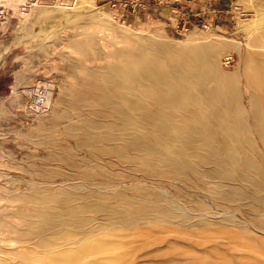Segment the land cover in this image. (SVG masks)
Instances as JSON below:
<instances>
[{
    "label": "rangeland",
    "instance_id": "rangeland-1",
    "mask_svg": "<svg viewBox=\"0 0 264 264\" xmlns=\"http://www.w3.org/2000/svg\"><path fill=\"white\" fill-rule=\"evenodd\" d=\"M0 11V21L4 16L11 18L9 31L0 36V264L31 261L41 249L38 236L28 231L26 217L37 208L28 197L79 184L105 196L158 195L181 204L191 224H177L175 229L191 232V237L198 240L208 237V249L214 243L226 246L228 237L237 231L256 235V239L246 238L247 241L264 246L260 241L264 231H258L264 228V221L237 203L216 197L180 176L159 168L147 169L117 153L103 151L97 143H90L69 129L72 123L81 124L87 118L110 122L106 112H98L87 101V83L92 72L123 62L121 51L144 50L151 43L163 44L174 52L177 48L209 52L212 46L216 48L215 55L211 53L215 59L213 67L218 76L235 82L250 137L264 162L253 101L259 98V90L252 86L248 72V56L254 54L261 60L264 55V0H236L234 13L226 21L194 26L181 25L167 9L158 7L149 13L140 0H0ZM170 62L180 66V56L172 54ZM215 83L207 80L209 86ZM110 206V211L119 210L120 203ZM130 210L137 211L133 207ZM198 214L210 222L200 217L207 224L201 225ZM96 215L95 224L106 221L104 214ZM152 227L150 235L142 229L129 232L132 228L124 227V231L117 227L110 238L122 234L129 238L133 232L138 235V249L129 264L195 262L186 253L190 241L177 232L166 231L162 225ZM156 233L163 235L161 242L166 240L161 246L155 240L147 243L149 236ZM206 247L196 245L193 257L204 256ZM259 254L250 253L252 258L264 262V254Z\"/></svg>",
    "mask_w": 264,
    "mask_h": 264
},
{
    "label": "bare ground",
    "instance_id": "bare-ground-1",
    "mask_svg": "<svg viewBox=\"0 0 264 264\" xmlns=\"http://www.w3.org/2000/svg\"><path fill=\"white\" fill-rule=\"evenodd\" d=\"M211 47L209 52L181 48L174 52L163 44L151 43L144 50L121 51L125 58L123 62L92 72L87 83V101L98 112H106L110 122L87 118L81 124L72 123L69 129L77 136L88 138L90 143H97L103 151L117 153L147 169L159 168L202 186L216 197L237 203L262 222L264 162L250 137V126L235 82L217 75L215 65L213 67L215 59H212L216 48ZM172 54L180 56V66L170 62ZM248 58L251 59L248 72L252 86L259 90V98L253 100L259 120L255 126L259 141L264 145V55L261 60L254 54ZM208 79L216 83L209 86ZM40 194L28 197L36 202L37 208L27 214L26 220L28 231L38 236L41 249L31 261L25 260L22 264H129L138 249L139 237L135 232L129 238L122 233L112 237L115 231L132 228L127 230L132 232L136 228L150 235L153 230L149 229L153 225H162L166 231L177 232L190 241L186 253L195 261L192 264H264L263 260L250 255L251 252L264 254V246L259 243L257 247V241H247L256 239V235L237 231L228 237L226 246L223 243L224 247L214 246V243L208 249L205 244L207 234L205 240H198L191 237V232L175 229L177 224L189 226L191 222L181 204L179 206L168 198L147 194L105 196L80 184L60 188L51 194ZM107 202L120 203L119 210L110 211L111 204ZM132 207L137 211H131ZM99 213L105 215L106 221L95 224ZM201 214H198L199 218L203 217ZM205 223L200 222L206 226ZM261 230L264 228L258 231ZM162 236L157 233L149 236L147 243L155 240L159 242L157 245L162 244L166 241L161 242ZM260 241L264 244V237ZM196 245L207 248L204 256L193 257ZM210 257L211 260H206Z\"/></svg>",
    "mask_w": 264,
    "mask_h": 264
},
{
    "label": "crops",
    "instance_id": "crops-1",
    "mask_svg": "<svg viewBox=\"0 0 264 264\" xmlns=\"http://www.w3.org/2000/svg\"><path fill=\"white\" fill-rule=\"evenodd\" d=\"M108 1V0H105ZM149 13L158 7L172 11L181 25H197L202 22H224L232 17L236 0H140ZM2 12V11H0ZM1 16V15H0ZM11 26V18L0 21V36Z\"/></svg>",
    "mask_w": 264,
    "mask_h": 264
}]
</instances>
